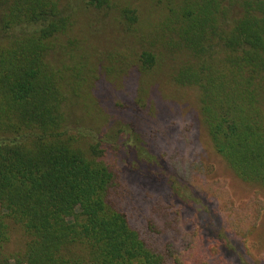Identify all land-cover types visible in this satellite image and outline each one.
I'll use <instances>...</instances> for the list:
<instances>
[{
  "label": "trees",
  "instance_id": "16d2710c",
  "mask_svg": "<svg viewBox=\"0 0 264 264\" xmlns=\"http://www.w3.org/2000/svg\"><path fill=\"white\" fill-rule=\"evenodd\" d=\"M116 2H86L90 34L110 36L106 58L118 75L134 76L127 100L114 105L128 125L114 142L96 128L112 111L72 109L90 56L72 39L65 0H0V264H179L150 236L179 225L164 200L145 235L122 204L131 163L163 177L136 138L154 101L135 87L163 72L196 93L201 123L233 172L264 187V0H157L155 21ZM83 114L93 128L76 120ZM10 221L29 238L13 259L4 258Z\"/></svg>",
  "mask_w": 264,
  "mask_h": 264
},
{
  "label": "rangeland",
  "instance_id": "374dc122",
  "mask_svg": "<svg viewBox=\"0 0 264 264\" xmlns=\"http://www.w3.org/2000/svg\"><path fill=\"white\" fill-rule=\"evenodd\" d=\"M87 1L65 0L76 21L72 39L82 49L81 53L90 56L84 70L85 81L73 99L72 109L83 113L84 107L92 105L100 110L104 105L112 111L104 115L108 120L104 127L96 128L116 142L128 125L112 115L118 113L114 105L127 100L134 76L126 80L127 77L118 75L115 72L118 65L113 67L106 58L115 48L110 36L90 34ZM156 1L117 0L116 3L131 2L142 9L146 21H155L160 9ZM119 32L127 37L122 27ZM135 87L148 90L143 96L154 101L153 108L145 110V114H153L152 118L140 122L144 137L136 138L161 161L157 173L163 177L160 181L145 177L132 163L125 167L122 204L134 227L145 235L153 207L164 200L166 212L172 218L178 215L179 225L167 228L160 236L149 234L161 250L165 248L175 254L179 264L186 261L187 264H264V187L239 178L216 152L201 123L196 93L179 89L164 72L150 80H140ZM76 120L81 121L83 128H93L89 116L83 114ZM28 241L21 227L10 221L4 258L13 259L24 252Z\"/></svg>",
  "mask_w": 264,
  "mask_h": 264
}]
</instances>
